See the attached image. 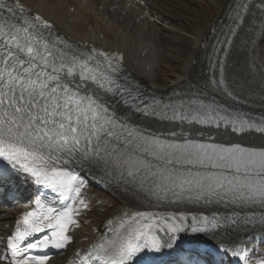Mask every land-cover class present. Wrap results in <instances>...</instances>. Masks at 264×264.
Instances as JSON below:
<instances>
[{
  "label": "snow or ice",
  "instance_id": "snow-or-ice-1",
  "mask_svg": "<svg viewBox=\"0 0 264 264\" xmlns=\"http://www.w3.org/2000/svg\"><path fill=\"white\" fill-rule=\"evenodd\" d=\"M250 6L251 0H236L210 60V87L233 102L239 94L226 78L230 50L246 28L264 25V0L255 5V15ZM122 60L121 54L95 47L73 48L21 0H0V160L6 162L0 181L24 174L52 194L38 192L32 210L15 221L2 240L0 264H48L49 256L41 254L45 249L62 250L72 243L74 217L88 207L82 173L143 195L156 208L191 203L262 211L246 217L137 211L80 264H135L142 254L177 247L181 233L214 235L241 220L264 224V146L192 135L213 127L239 136L264 134V116L203 92L169 102L149 99L126 78ZM153 122L172 127L153 128ZM182 125L203 127L176 131ZM220 248L249 264L245 248ZM199 256L193 250L179 264H200Z\"/></svg>",
  "mask_w": 264,
  "mask_h": 264
},
{
  "label": "bare ground",
  "instance_id": "bare-ground-1",
  "mask_svg": "<svg viewBox=\"0 0 264 264\" xmlns=\"http://www.w3.org/2000/svg\"><path fill=\"white\" fill-rule=\"evenodd\" d=\"M21 1L32 11L38 12L52 21L61 34L73 41L89 42L104 49L124 52L128 70L149 87L158 90L200 89L217 98L228 100L222 93L209 85V77L214 70L210 66L212 56L206 53L205 37L210 35L212 28L220 22V18L226 12L231 0ZM256 4H252L251 15L258 12ZM211 8H215L216 13H208V9ZM87 18L94 20L93 23L91 22L90 31L87 30L89 32L86 31L84 34L78 33V25ZM109 29L115 31V37L112 39L108 37ZM174 36H183L191 41L193 49L190 62L184 66L183 72L174 79L172 84L164 86L166 89H160L157 86H161V84L157 82L155 74V67L159 60L156 52L165 47L166 42ZM107 39L112 41L107 42ZM141 52H145V54ZM254 59L255 67L253 68ZM262 74H264V25L257 22L254 29L246 28L240 33L234 47L230 50L226 65V78L233 90L239 94L238 101L247 108H264V94H262L264 90L260 88L261 80L264 78ZM258 75L261 78L258 79ZM237 83H239V88L236 86ZM152 126L153 128L172 127L160 122H153ZM202 127L182 125L176 131ZM192 135L204 139L211 137L213 142H239L248 146H264V136L262 135L249 133L239 136L221 128H205L199 132L193 131ZM18 176L20 174H14L10 180L0 182V186H4V190H0V249L4 247L2 240L6 239V236L14 229L15 221L29 210L34 200L36 185L31 180L26 181L25 176L20 178ZM82 176L86 184L82 190V196L86 203L89 199L84 194L86 188L88 186L99 188L102 192L118 200L119 204L114 210L113 216L120 220L137 211L156 208L143 196L126 193L112 186H104L103 183L85 174ZM8 193H10L9 198L6 197ZM160 209L179 210L192 215H207L211 208L176 205ZM80 212L81 210L79 214ZM79 214L75 216V227L73 225L70 229L72 243L68 246V251L64 255L52 257L48 264H64L68 257L74 256L75 252L88 245L83 242V239L88 237L86 231L89 229L78 228L81 227L77 221ZM103 230L99 233H102ZM180 237L177 247L164 249L161 253L155 254L149 264H161L167 257L169 262L172 261L171 264H179L180 261L187 259L186 255L180 254L181 250L185 247L194 248L203 239H207L209 242L217 240L218 243L230 248L246 242L251 254L256 251L263 253L261 260L253 258L252 261L264 264V226L259 224L236 226L217 231L214 235L209 232L193 234L188 231L181 233Z\"/></svg>",
  "mask_w": 264,
  "mask_h": 264
},
{
  "label": "rangeland",
  "instance_id": "rangeland-1",
  "mask_svg": "<svg viewBox=\"0 0 264 264\" xmlns=\"http://www.w3.org/2000/svg\"><path fill=\"white\" fill-rule=\"evenodd\" d=\"M207 12L214 14L216 13V10L215 8H211L208 9ZM88 15H91V13H88ZM91 22H94V20L91 18H87L86 20L82 21L77 27L78 33L84 34L87 30H89L92 26ZM109 30L108 37L109 39H112L115 37V31L113 29ZM100 32L101 30L99 33ZM109 39H107V42L112 41ZM192 49V43L188 38L183 36H174L166 42L165 47L157 50L156 53L158 54L159 60L158 65L155 67V74L157 82L161 84V86H157L158 88L166 89L164 86H169L172 84L174 79L183 72L184 66L190 62ZM142 54H145V52ZM90 191L94 202L92 211L87 216H78V222L81 225L80 229H89L86 231L88 237L83 239L84 242L90 241L92 237H94L100 231V227L102 226L106 216H108L110 213H113L119 204L117 199L102 192L99 190V188L95 187ZM98 197L102 198L101 202L104 210L100 209V205L98 206Z\"/></svg>",
  "mask_w": 264,
  "mask_h": 264
}]
</instances>
